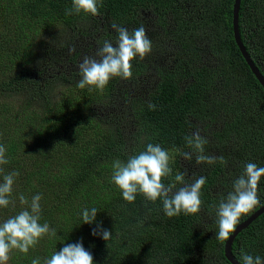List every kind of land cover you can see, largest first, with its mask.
Listing matches in <instances>:
<instances>
[{"label": "trees", "instance_id": "1", "mask_svg": "<svg viewBox=\"0 0 264 264\" xmlns=\"http://www.w3.org/2000/svg\"><path fill=\"white\" fill-rule=\"evenodd\" d=\"M233 3L98 0L100 14L94 20L103 17L112 24L128 23L134 30L144 26L147 20L143 21V16L150 15L154 32L146 33L152 40V51L143 61L138 57L132 61V77L118 90L119 109L109 107L115 120L109 133L105 134L107 128L94 117L98 105L94 103V115L71 114L58 120L47 113L42 118L44 125L36 128L38 141L30 147L11 136L0 139L9 160L0 165V183L4 175L19 172L10 197L14 205L0 208V223L27 207L19 202L21 194L29 204L39 194V222H47L56 230V236H45L26 255L13 250L9 264H31L33 259L44 264L65 244L78 242L92 254L93 264H230L224 257L225 241L221 244L215 239L214 205L232 190V181L247 162L264 167V90L235 43ZM71 8L72 0H0V34L11 51L0 68L4 70L0 75L1 92L26 87L32 73H46L27 68L29 47L17 44L18 39H11L6 32L19 29L33 38L32 27L38 19L39 23L72 24L92 17L66 15ZM10 26L15 29L10 30ZM238 29L246 52L264 76V0L240 1ZM116 37L117 33L111 35L112 43ZM14 60L18 61L16 65H12ZM151 64L155 67L154 88L146 91L145 97L140 94L132 98L126 84L137 85L142 93L139 81L147 77ZM111 92L116 95L113 88ZM149 103L156 106L155 110L149 109ZM193 124L203 126L201 136L208 141L206 153H216L226 161L205 165L200 213L169 218L159 200L152 204L137 195L131 204L124 201L111 179L113 162H126L129 156L146 150L149 143L159 144L166 151L186 149L185 137L191 136ZM86 135L88 140L83 139ZM176 167L177 162L171 168L174 171ZM171 179L165 178L163 183L167 186ZM258 195L262 205L264 177ZM93 207L98 210L96 221L83 224V210ZM98 226L111 232L113 238L105 242L100 235L93 236ZM242 248L264 259V212L233 240L231 253L239 264Z\"/></svg>", "mask_w": 264, "mask_h": 264}, {"label": "clouds", "instance_id": "2", "mask_svg": "<svg viewBox=\"0 0 264 264\" xmlns=\"http://www.w3.org/2000/svg\"><path fill=\"white\" fill-rule=\"evenodd\" d=\"M84 14L96 17L99 13L98 0H72V8L66 11V15ZM117 33L115 47L109 40H104L98 47L95 56L84 57L79 63L80 80L77 87L87 88L88 91H103L113 78L129 80L132 77V61L137 57L143 61L152 51V42L146 35L143 25L128 31L115 23L111 25ZM74 52L75 48L69 49ZM150 110H155V105L149 103ZM191 151H181L179 155L183 160L195 164L214 165L219 161L226 163L223 156L217 157L205 151L208 144L206 138L199 131L185 137ZM6 149L0 145V165H6ZM172 157L159 144H147L146 150L140 151L128 157L126 162L116 160L113 162L112 182L121 192L122 198L131 204L137 195L152 204L158 200L162 202L163 212L169 217H177L181 214L194 216L201 211V190L206 183L205 176L195 178L191 183L185 179V172H176L172 176L173 169L170 167ZM2 171V169H0ZM18 171H13L3 177L0 183V208H7L14 201L10 199L13 191L15 178ZM172 178L167 186L163 183L165 178ZM264 177V167L256 163L247 162L243 172L232 181V190L222 197L216 208V233L215 239L221 244L226 241L235 230L241 218L250 214L257 206L261 205L258 195V185ZM37 194L32 197L31 203L21 194L19 202L26 205L15 216L9 217L0 223V264H7L10 253L18 250L27 254L30 248L35 247L45 236H56V230L50 228L47 222L41 224L40 200ZM97 208L84 209L82 213L83 224H93L96 221ZM93 236L100 235L105 242L113 236L108 230L99 228L93 230ZM241 252V264H264V259L259 255L252 256L244 251ZM31 264H40L39 259H33ZM44 264H93V256L86 251L82 242L65 244L60 251L52 253Z\"/></svg>", "mask_w": 264, "mask_h": 264}, {"label": "rangeland", "instance_id": "3", "mask_svg": "<svg viewBox=\"0 0 264 264\" xmlns=\"http://www.w3.org/2000/svg\"><path fill=\"white\" fill-rule=\"evenodd\" d=\"M151 16H143L144 27L147 33L154 32L153 25H150ZM88 17L86 19H77L72 24L64 22H56L53 24L50 21H42L39 23L36 20L32 29L35 31L33 38L25 36L19 32V29L14 33L7 31L6 35L11 39H18L16 42L19 45H27L28 51L31 54L27 68H37L35 72L46 71L44 74L32 73L26 87L14 90L1 92L0 91V139L14 137L17 138L21 145L30 147L33 141H38L37 127L44 125L42 118H45L47 113H52L55 119H64V117L74 114L91 113V106L95 103L97 114L94 116L100 122L101 127L107 128L105 134L109 133L114 120V112L109 107H117L119 109V87L125 84L124 79L113 78L103 91H88L87 88L80 89L76 85L80 80L78 74V65L83 58L95 56L98 47L102 45L104 40H110L111 35L116 32L112 29V23L103 17ZM97 22V23H96ZM121 27H126L129 32L132 31L131 24L120 22L115 23ZM2 29L7 26H1ZM10 30H14L15 26H10ZM146 35L148 36V34ZM6 39L0 34V68L3 67L2 60L6 56H11V51L7 44L3 41ZM152 41V40H151ZM116 42V41H115ZM115 42L113 46L115 47ZM75 48L74 52L69 49ZM63 55V57L61 56ZM69 58V59H68ZM70 58L73 61H70ZM17 60L13 61L12 65H16ZM11 65V66H12ZM148 72L140 78L138 86L131 83L126 84L129 89V95L134 98L137 95L145 97V92L154 88L155 67L151 64L147 68ZM4 70L0 69V75ZM15 69L11 72L14 75ZM35 79L36 83L32 84L31 80ZM111 88L116 91L113 95ZM111 93V94H110ZM101 110V111H100ZM36 129V130H34ZM213 130L212 126L209 128ZM191 135L199 131L200 135L203 131V126L193 124L190 127ZM92 136V134H90ZM88 135L83 136L84 140H88ZM65 143H68L66 140ZM172 157L170 167L177 162L176 172L186 171V181L191 183L195 178L203 176L206 169L205 165L197 166L195 159L191 162L185 161L179 155L181 151H191L188 147H176L167 150ZM206 151V150H205ZM213 155V154H212ZM216 156L217 154L214 153ZM106 173L107 169H103ZM108 173V172H107ZM9 264V261L7 262Z\"/></svg>", "mask_w": 264, "mask_h": 264}, {"label": "water", "instance_id": "4", "mask_svg": "<svg viewBox=\"0 0 264 264\" xmlns=\"http://www.w3.org/2000/svg\"><path fill=\"white\" fill-rule=\"evenodd\" d=\"M241 0H234L233 10H232V29L235 43L241 52L246 64L250 68L251 72L261 85L264 90V76L261 74L259 69L256 67L249 54L246 52V49L241 41L240 33L238 29V18H239V6ZM264 212V203L260 205L255 211H253L246 219L239 222L236 225L235 230L230 234L229 238L224 242V257L230 264H239V262L233 257L231 253V246L236 235L241 232L243 229L247 228L258 216Z\"/></svg>", "mask_w": 264, "mask_h": 264}]
</instances>
